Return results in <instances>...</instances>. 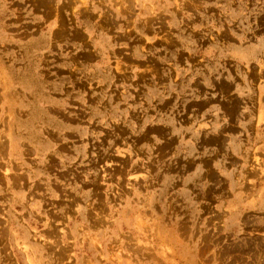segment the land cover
Instances as JSON below:
<instances>
[{"label": "rangeland", "instance_id": "374dc122", "mask_svg": "<svg viewBox=\"0 0 264 264\" xmlns=\"http://www.w3.org/2000/svg\"><path fill=\"white\" fill-rule=\"evenodd\" d=\"M0 264H264V0H0Z\"/></svg>", "mask_w": 264, "mask_h": 264}]
</instances>
